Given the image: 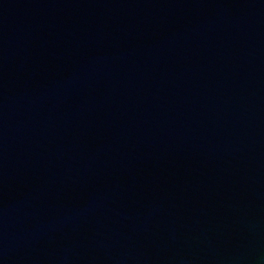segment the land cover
Instances as JSON below:
<instances>
[{"label":"water","instance_id":"95a60500","mask_svg":"<svg viewBox=\"0 0 264 264\" xmlns=\"http://www.w3.org/2000/svg\"><path fill=\"white\" fill-rule=\"evenodd\" d=\"M0 264H264V0H0Z\"/></svg>","mask_w":264,"mask_h":264}]
</instances>
